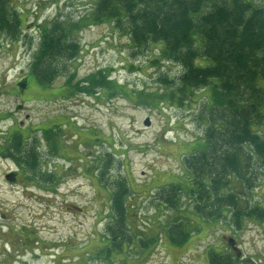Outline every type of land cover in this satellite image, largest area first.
I'll use <instances>...</instances> for the list:
<instances>
[{
  "label": "rangeland",
  "instance_id": "obj_1",
  "mask_svg": "<svg viewBox=\"0 0 264 264\" xmlns=\"http://www.w3.org/2000/svg\"><path fill=\"white\" fill-rule=\"evenodd\" d=\"M11 1L23 32L17 41L0 36V264H210L214 251L233 254L238 264H264L259 221L245 218L244 227L236 229L230 216L206 220L192 210L186 191L179 211L156 199L163 185H189L183 160L203 149L210 91L178 90L182 68L165 57L163 44L138 48L127 26L94 22L95 0ZM249 1L264 7V0ZM80 21L70 40L76 53L59 62L65 72L49 87L30 74L21 90L42 28ZM195 37L202 49L200 36ZM211 63L203 57L196 61ZM93 75L108 76L112 86L96 88L95 95L78 93L74 85ZM259 83L264 86V80ZM45 127L57 132L56 146L44 137ZM18 134L23 148L3 153ZM29 156L38 161L32 170ZM246 173L255 177L258 168ZM117 180L130 188L126 220L134 243L103 263L93 253L112 240L105 239L116 216L110 204ZM234 183L243 205L264 207L263 176L251 189L237 179ZM181 217L192 221L191 237L174 246L167 228ZM144 240L150 241L147 246ZM236 244L240 256L232 249Z\"/></svg>",
  "mask_w": 264,
  "mask_h": 264
},
{
  "label": "trees",
  "instance_id": "obj_2",
  "mask_svg": "<svg viewBox=\"0 0 264 264\" xmlns=\"http://www.w3.org/2000/svg\"><path fill=\"white\" fill-rule=\"evenodd\" d=\"M92 17L97 23L108 20L116 29L127 26L131 43L138 48L162 43L165 57L182 68L178 90L210 91L205 115L208 125L200 139L203 149L195 150L183 160L189 185L181 182L163 185L156 199L179 211L182 193L186 191L193 199L192 210L206 220L220 221L230 216L229 222L236 229L244 227L245 218L264 225V207L258 202L243 205L241 193L231 187L237 179L240 185L247 184L251 189L254 179L264 178V86L259 83L264 80V7L249 0H95ZM80 27L81 21L66 27L60 22L43 27L39 49L23 81L27 83L31 74L45 87L53 84L67 68L61 69L59 62L76 53L77 45L70 44V40ZM22 32L17 7L11 0H0V36L17 41ZM196 34L201 38L202 49ZM200 57L212 63L199 66L196 61ZM102 77H87L74 87L78 93L95 95L96 88L108 87L113 82L108 76ZM73 79L67 85L70 94ZM43 130L47 141L56 146L57 132ZM22 137L13 135L14 145H8L2 152L8 154L12 148L16 151L23 148ZM26 162L32 170L37 166V157L29 156ZM253 165L258 168L255 177L246 173ZM114 187L110 207L116 216L113 225L107 226L109 236L105 239L107 243L112 240L109 246L93 253L103 263L112 260L113 254L123 252L126 244L134 243L126 220L130 188L124 180H117ZM181 218L167 228L168 240L174 246H183L191 237L192 221ZM149 242L144 240V246ZM208 260L210 264H238L231 253L210 252Z\"/></svg>",
  "mask_w": 264,
  "mask_h": 264
},
{
  "label": "flooded vegetation",
  "instance_id": "obj_3",
  "mask_svg": "<svg viewBox=\"0 0 264 264\" xmlns=\"http://www.w3.org/2000/svg\"><path fill=\"white\" fill-rule=\"evenodd\" d=\"M44 129L47 130L48 128L45 127ZM47 142H50V141H47ZM50 143H53V142L51 141ZM12 175H13V176H12L11 181H16V175H17V173H13ZM237 247H238V244H236L235 246H233L232 249H233L234 251L237 252V255H238V256H240V252H239V250H238Z\"/></svg>",
  "mask_w": 264,
  "mask_h": 264
},
{
  "label": "water",
  "instance_id": "obj_4",
  "mask_svg": "<svg viewBox=\"0 0 264 264\" xmlns=\"http://www.w3.org/2000/svg\"><path fill=\"white\" fill-rule=\"evenodd\" d=\"M19 86L22 88V89H25L26 86H27V83L25 81L23 82H19Z\"/></svg>",
  "mask_w": 264,
  "mask_h": 264
}]
</instances>
